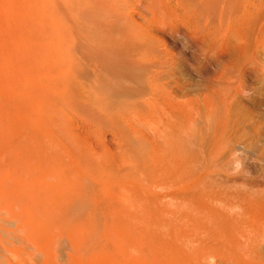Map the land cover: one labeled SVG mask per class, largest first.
I'll list each match as a JSON object with an SVG mask.
<instances>
[{
  "label": "rangeland",
  "instance_id": "1",
  "mask_svg": "<svg viewBox=\"0 0 264 264\" xmlns=\"http://www.w3.org/2000/svg\"><path fill=\"white\" fill-rule=\"evenodd\" d=\"M24 1L0 0V128H7L0 133L33 143L28 162L33 174L79 189L84 201L77 202L87 210L98 188H108L113 191L103 194L106 202L130 198L156 232L225 234L234 238L233 258L243 250L251 253L247 264H264V33L260 45L251 40L254 50L249 43L252 52L246 50V56L235 49L231 58L221 57L228 71L221 68L214 75L210 65L203 70L196 25L190 29L185 21V5L196 1L117 0L110 10L101 0L88 5L87 0H52L56 12L45 16L44 26L25 24ZM134 33L174 64L170 74L164 68L153 94L136 80L137 53L128 44ZM100 68L106 84L96 95L92 87ZM130 70L132 81L125 76ZM217 81L231 82L234 92L242 84L236 97L244 92L245 98H235L228 108L223 100L215 117L202 107L201 95L221 90ZM120 85L133 90L129 101L142 108V124L119 123L113 111L101 116V94L115 100L123 96L117 93ZM10 178L6 167L0 182ZM61 252L46 263L66 264V250Z\"/></svg>",
  "mask_w": 264,
  "mask_h": 264
},
{
  "label": "bare ground",
  "instance_id": "2",
  "mask_svg": "<svg viewBox=\"0 0 264 264\" xmlns=\"http://www.w3.org/2000/svg\"><path fill=\"white\" fill-rule=\"evenodd\" d=\"M101 1L106 5L108 4V6L102 4L103 7H113L112 10L119 2L117 0ZM193 1H196L197 5L194 6L187 2L184 15L186 25L190 28L193 23L198 30V40L199 44L201 43L200 49H202L203 70H206L208 65H210L213 68L212 72L214 75L217 74V70L221 68L224 72L228 71L225 68L226 64L221 62V57L226 58V56H230L228 58H231V54L235 49L240 50L245 55L246 50L253 49L252 46L254 44H251V40H256L257 44L261 42V37L264 33V8L262 6L264 0ZM89 2L87 0V5ZM53 5L52 0H25L23 7L25 24L29 25L36 22L34 26H44V20L47 19L45 16H47L49 12H51L52 16L55 15L56 11L53 12ZM107 9L104 10L108 11ZM108 13L109 12H107V14ZM53 19L55 20V18ZM134 34V37L129 39L131 42L128 44L133 48V54L137 53V58L133 59V66L136 65L134 70L140 73V75L139 78L136 76L137 79H135L137 82L139 80V82H144L148 90H150V93L153 94L159 90V80L161 79L162 73H164V75L166 74L163 72L164 68L167 69L168 73V70H171L174 64H170L169 59H160L159 54L150 47V42L141 40V34ZM263 44L264 41L262 45ZM249 45L252 47L251 49H247L250 48ZM257 53L259 54V52ZM244 58L246 61L247 57ZM255 58H257L256 55L252 58L254 62H256ZM230 67L231 66H229V69H231L230 71H234V68ZM99 70V77L96 81L98 84L96 83L97 86L92 87L95 94L97 87L101 89L106 84V80L104 79L105 74L102 73L101 68ZM111 70L116 72L115 69ZM240 70L241 69L238 71ZM130 71L127 72L125 76L129 77V75L132 74L131 77L133 78L134 72L132 70ZM116 73L119 74V78H124L123 74L119 72ZM97 74L96 72V75ZM127 74L129 75L127 76ZM230 77L228 76V78ZM238 77H240V74ZM132 78L129 77L128 79L132 81ZM204 79L205 75L203 80ZM240 82L241 80L239 83ZM229 83L222 86V83H220V85L217 81V87L218 85H220L219 88L221 86L223 87L224 95L222 94V89L220 90L218 88L217 90L213 88L211 90L209 88L211 90L210 94H208V90V93H202V107L209 112L211 116L217 117L219 115L218 110L223 100L228 108L232 104V101H237L240 97L245 98L243 96L245 95L243 91L248 89L246 86L247 89L244 87L246 90L242 89L241 93L243 92V94H240L242 96L239 95L240 97L238 98L236 95L238 96V91L240 88H243V85L241 84L236 90L237 86L234 88L235 83H233L234 86L232 88L237 91L234 92L231 91L232 85H229ZM237 85L239 86V84ZM124 86H118L117 93L123 92L126 96L122 93L123 96L119 97V95H117L115 100H110L105 94L98 92L101 96L103 95L102 98L98 99L100 103L97 105L101 110L100 114L102 117L106 116V118H108V115L113 111L116 119H119V123L122 122L128 125L141 123V121L145 119L143 115L144 112L138 104L129 101V97L133 93V90L130 91L129 88ZM204 89L206 90L205 87ZM222 96L225 98L223 99ZM143 97L147 98L146 103L148 106H151L153 100L149 97L148 92H146ZM240 101L242 102L241 98ZM234 103L235 102H233V104ZM221 108L227 109L224 108L223 105ZM207 112L205 113L207 114ZM221 115L223 116V114ZM223 119H225V122L228 121L227 118ZM209 123L207 125H211V123L214 124L213 121ZM219 123L221 125V121ZM227 123L230 124L229 121ZM217 125L219 124L217 123ZM4 129H7L6 126ZM4 129L0 128L1 133ZM8 131L9 130H7V132ZM1 133L0 177L2 176V171L7 167L10 168L13 179L11 180L10 178L11 181L6 183L0 182V264H47L45 260L49 261L51 260L50 258H56L57 254L62 253V249L66 250V255H64L66 256V264H79L80 262L83 264L84 261L87 264H247L248 261L246 260L249 259L246 257L251 253L246 256L247 253L243 250V252L239 250L240 253L235 255L234 262V252L231 251L233 248L231 245V240L234 239L233 237H229L225 234H210V236L198 237V234L189 236L187 234L181 235L180 232V234L178 232V234H170L167 231V233H164L165 230L164 232H156L158 229L154 231L150 228L152 225H149V220L145 219L147 217L146 215L145 217L137 214L138 206L136 207L132 202L133 200L130 198H128V200L125 198V200H117L113 203L106 202L104 195L107 196V192H109L108 188H98L96 194L91 197L94 206H90L87 210L84 203L77 202L78 200L84 201L83 194L80 193L79 189L63 184L43 182L33 174L30 168L31 165L28 163L30 160L29 154L34 151V145L31 141L27 138L23 140V137L21 139L12 138L7 134L3 136ZM3 133L5 134V132ZM10 135H12V133ZM219 136H221V134H219ZM110 192L108 194H110ZM101 195H103L104 198L100 197ZM111 195L112 193L110 196ZM110 200H112V198L109 199V201ZM82 209H84V211H82ZM155 225L154 227H156ZM230 252L233 253L230 254ZM235 254H237V252ZM61 257L62 256H60V258ZM57 259L58 258H56V260ZM61 259L63 260V258ZM210 259L214 261H210ZM43 260L45 262H41ZM62 260L61 262H63ZM77 261L80 262L78 263Z\"/></svg>",
  "mask_w": 264,
  "mask_h": 264
}]
</instances>
